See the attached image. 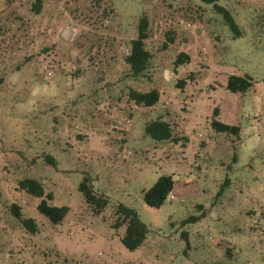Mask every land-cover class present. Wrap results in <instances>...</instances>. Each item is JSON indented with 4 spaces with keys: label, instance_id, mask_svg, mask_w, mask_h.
Segmentation results:
<instances>
[{
    "label": "rangeland",
    "instance_id": "obj_1",
    "mask_svg": "<svg viewBox=\"0 0 264 264\" xmlns=\"http://www.w3.org/2000/svg\"><path fill=\"white\" fill-rule=\"evenodd\" d=\"M31 1L0 0V264H264V0H215L237 30L204 0H45L40 14ZM142 16L151 57L135 76L124 56ZM180 52L189 61L175 65ZM230 75L253 85L230 91ZM152 88L151 106L129 98ZM155 119L178 139L146 134ZM164 174L173 189L149 206ZM84 177L108 199L100 213ZM27 178L42 196L20 187ZM42 199L67 207L59 222ZM118 203L147 228L134 250L114 225Z\"/></svg>",
    "mask_w": 264,
    "mask_h": 264
},
{
    "label": "trees",
    "instance_id": "obj_2",
    "mask_svg": "<svg viewBox=\"0 0 264 264\" xmlns=\"http://www.w3.org/2000/svg\"><path fill=\"white\" fill-rule=\"evenodd\" d=\"M45 0H32L30 3V11L34 14H40ZM207 2H213L215 9L222 12L226 22L231 28L237 30L229 11L222 5H219L215 0H204ZM170 0H159L158 5L162 8L166 5H170ZM150 23L146 16H142L138 23V35L136 38L129 41V45L126 49L124 56L125 62L128 64L130 71L133 75H142L148 68L151 53L146 48V39L149 37ZM189 61V55L185 52H180L175 60V65ZM184 80L179 81V84H184ZM252 77L248 75H230L227 80V88L233 92H245L252 87ZM129 98L135 101L137 104H143L151 106L157 102L159 98V92L157 89H150L148 91H140L136 89H130ZM217 110H215V116ZM212 128L217 131H227L238 133V126L231 125L220 121L217 118H213L211 121ZM145 133L155 140H177V137L172 135L171 124L161 119H155L145 124ZM49 161L53 162L52 158ZM21 188L27 191L42 196L43 188L38 181L33 178H27L19 183ZM174 181L171 175H160L154 184L145 190L143 199L146 204L152 207H159L166 200L168 194L172 191ZM79 190L82 192L85 201L91 205L95 213H100L104 210L108 203V199L102 194L95 192L88 183V178L84 177L80 182ZM50 197V194H47ZM38 210L46 215L52 222H59L66 213L67 207L55 206L49 204L45 199H42L38 205ZM116 219L114 225L116 227L125 225L124 234L121 236L120 241L123 246L129 250H134L141 245L145 239L147 228L139 219L137 212L122 203H118L115 207ZM24 226L30 232H36L38 227L32 218L21 219Z\"/></svg>",
    "mask_w": 264,
    "mask_h": 264
},
{
    "label": "water",
    "instance_id": "obj_3",
    "mask_svg": "<svg viewBox=\"0 0 264 264\" xmlns=\"http://www.w3.org/2000/svg\"><path fill=\"white\" fill-rule=\"evenodd\" d=\"M68 34H70V28H67L65 31H64V36L67 37Z\"/></svg>",
    "mask_w": 264,
    "mask_h": 264
}]
</instances>
